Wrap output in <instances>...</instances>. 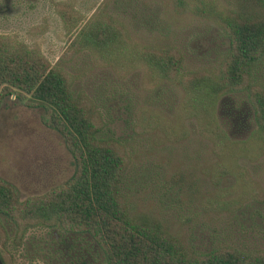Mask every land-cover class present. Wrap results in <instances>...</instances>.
<instances>
[{
  "label": "rangeland",
  "instance_id": "1",
  "mask_svg": "<svg viewBox=\"0 0 264 264\" xmlns=\"http://www.w3.org/2000/svg\"><path fill=\"white\" fill-rule=\"evenodd\" d=\"M200 1L236 8L242 0H191L188 7L185 0H37L13 18H0V35L65 70L71 90L82 92L102 118L99 135L123 144L128 164L120 189L131 211L157 218L186 250L264 247V141L250 136L255 123L245 91L215 101L214 119L228 142L221 147L184 114L177 81L152 76L136 56L120 66L76 39L91 19L105 15L133 46L177 49L181 72L216 69L227 37L197 11ZM254 76L264 82V57ZM43 111L18 89L0 99V177L20 198L65 181L74 168L63 136L43 123ZM0 219L8 235L0 246L15 247V255L20 242L10 221ZM15 261L25 262L19 255Z\"/></svg>",
  "mask_w": 264,
  "mask_h": 264
},
{
  "label": "trees",
  "instance_id": "2",
  "mask_svg": "<svg viewBox=\"0 0 264 264\" xmlns=\"http://www.w3.org/2000/svg\"><path fill=\"white\" fill-rule=\"evenodd\" d=\"M190 2L185 0V6ZM243 2L236 8L206 1L198 5L197 11L217 22L227 37L216 69L181 72L177 49L142 46L148 49L144 51L133 46L125 30L105 15L91 19L76 39L111 56V61H120V66L136 56L152 76L177 81L183 90L184 114L201 123L221 147L228 142L214 119L215 101L223 93L245 91L255 123L250 136L264 141V82L254 76L255 64L264 57V0ZM62 16L66 20L69 14ZM71 81L38 50L0 35V99L18 89L42 104L43 123L63 136L74 164L65 181L23 198L0 177V216L12 224L13 239L27 228L58 226L88 231L102 249V264H264V247L224 244L206 251L186 250L157 218L131 211L120 189L128 164L123 144L99 135L102 118L82 92L71 90ZM6 232L0 219V245Z\"/></svg>",
  "mask_w": 264,
  "mask_h": 264
},
{
  "label": "flooded vegetation",
  "instance_id": "3",
  "mask_svg": "<svg viewBox=\"0 0 264 264\" xmlns=\"http://www.w3.org/2000/svg\"><path fill=\"white\" fill-rule=\"evenodd\" d=\"M13 1L15 3H13ZM16 1L18 3H16ZM37 0H0V18H13L21 13L23 5ZM14 231L12 230V234ZM16 247L0 246V264H102L103 253L98 242L88 231L45 227L26 229ZM10 250V251H9ZM16 255L25 262L17 263Z\"/></svg>",
  "mask_w": 264,
  "mask_h": 264
}]
</instances>
